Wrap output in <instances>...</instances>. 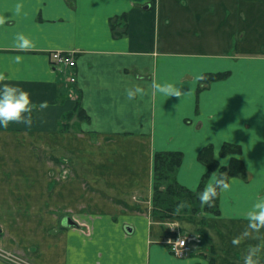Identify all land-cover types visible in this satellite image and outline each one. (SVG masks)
Instances as JSON below:
<instances>
[{
	"label": "crops",
	"instance_id": "0c3cea01",
	"mask_svg": "<svg viewBox=\"0 0 264 264\" xmlns=\"http://www.w3.org/2000/svg\"><path fill=\"white\" fill-rule=\"evenodd\" d=\"M0 16V74L33 100L30 126L0 127L3 249L33 264H244L259 246L264 264V229L233 243L264 196V0H0ZM19 32L31 47L16 46ZM55 51L74 53V83ZM165 82L185 95L159 93ZM135 85L143 94L129 99ZM225 144L241 154L222 157ZM208 146L221 168L240 159L246 177L220 191L206 226L176 222L204 235L180 259L151 214L155 155L182 153L176 181L196 191Z\"/></svg>",
	"mask_w": 264,
	"mask_h": 264
},
{
	"label": "clouds",
	"instance_id": "9594fccd",
	"mask_svg": "<svg viewBox=\"0 0 264 264\" xmlns=\"http://www.w3.org/2000/svg\"><path fill=\"white\" fill-rule=\"evenodd\" d=\"M20 6L17 5V12H19ZM6 17L0 16V24L5 22ZM15 44L20 49H27L32 46V41L23 32L16 34ZM16 61L19 62L22 57L16 56ZM201 76L197 75L196 79H200ZM11 77H6L0 74V127L7 128L11 122H23L26 125H31L33 100L28 90L24 89L18 84L4 82L10 80ZM156 90L163 95L170 96H182L185 93L182 91L180 84L173 82H165L163 84H157ZM137 94H143V88L139 85L130 87L127 90V96L132 99ZM41 107H46L47 102L42 101ZM230 188L228 180V173L217 169L212 172L209 182L204 188L199 191L198 196L202 204L214 203L215 198L218 195V191H223ZM188 205L187 201H181L177 205V211ZM244 219L247 221L246 229L242 233V236H237L233 239L234 244H239L242 237L249 236L252 231H255L257 235L261 234V230L264 229V196L256 198L244 212ZM178 244H184L183 239L175 241ZM260 247H251L244 257V264H259L260 257L258 253Z\"/></svg>",
	"mask_w": 264,
	"mask_h": 264
},
{
	"label": "trees",
	"instance_id": "16d2710c",
	"mask_svg": "<svg viewBox=\"0 0 264 264\" xmlns=\"http://www.w3.org/2000/svg\"><path fill=\"white\" fill-rule=\"evenodd\" d=\"M228 73L221 74H208L203 77L204 81L218 80ZM78 114H82L79 105L76 108ZM229 154H241V148L232 144H225L221 151V156L226 157ZM199 161L204 163L208 167V174L204 177L199 188L196 191H192L184 186H181L175 178L176 172L182 164L183 154L180 152H166L157 153L155 155L154 164V215L164 217L165 219H172L171 216L175 214L183 219L186 215L190 218L199 214L202 211L219 214V197L220 191L215 198L214 203L202 204L199 200L198 193L201 191L212 172L219 169L220 171L228 173V180L232 177H246V167L244 163L238 158H232L228 167H220L219 162L214 158V151L212 146L204 148L198 156ZM162 184H165V188L162 189ZM181 201H187L188 205L177 211V205ZM164 210L166 213L160 214L159 210ZM169 216V217H168ZM203 235V233L201 232Z\"/></svg>",
	"mask_w": 264,
	"mask_h": 264
},
{
	"label": "built area",
	"instance_id": "2783aa9c",
	"mask_svg": "<svg viewBox=\"0 0 264 264\" xmlns=\"http://www.w3.org/2000/svg\"><path fill=\"white\" fill-rule=\"evenodd\" d=\"M52 64L54 67L60 69V71L68 76V81L74 83L76 78L73 74V70L76 67V59L74 53L65 52V51H55L51 55ZM169 226L168 232L170 233L167 238L168 245L171 248L172 253L180 259H185L190 257L195 253V250L199 245L203 243V239L200 235L196 234H182L178 229V225L176 223H168ZM2 238L0 232V240ZM183 239L184 244L175 243L176 240ZM0 257L7 260L12 264H33L28 261L23 256L19 254L12 253L3 249L0 246Z\"/></svg>",
	"mask_w": 264,
	"mask_h": 264
},
{
	"label": "rangeland",
	"instance_id": "374dc122",
	"mask_svg": "<svg viewBox=\"0 0 264 264\" xmlns=\"http://www.w3.org/2000/svg\"><path fill=\"white\" fill-rule=\"evenodd\" d=\"M165 188V184H162V189H164ZM154 192H153V199H152V210H151V214L154 216V217H156V218H159V219H163L166 223H176L177 221H181V220H185V219H192V220H194V219H202V226H206L207 225V220L208 219H210V218H214L213 216H215L216 214H214V213H210V212H205V211H202V212H200L199 214H196L195 216H192L191 218H190V216L189 215H186L183 219H180V216L179 215H177V214H175L174 213V215L173 216H171L172 217V219H165L164 217H160L161 215H159V216H155L154 215ZM160 211V214H163V213H166L164 210H159ZM217 216V215H216ZM169 217V216H168ZM167 228H169V226L166 224L165 225ZM203 231V229L202 228H200L198 231ZM194 234H196V235H200L201 237H202V239H203V237H204V235H202L200 232H197V233H194ZM202 245H199L197 248H199V247H201Z\"/></svg>",
	"mask_w": 264,
	"mask_h": 264
},
{
	"label": "water",
	"instance_id": "95a60500",
	"mask_svg": "<svg viewBox=\"0 0 264 264\" xmlns=\"http://www.w3.org/2000/svg\"><path fill=\"white\" fill-rule=\"evenodd\" d=\"M70 225H71V226H75V223L71 222Z\"/></svg>",
	"mask_w": 264,
	"mask_h": 264
}]
</instances>
